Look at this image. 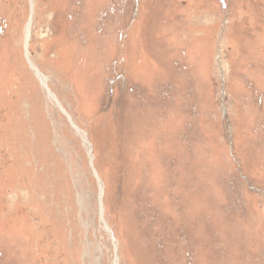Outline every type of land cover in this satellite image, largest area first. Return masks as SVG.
<instances>
[{"label":"rangeland","instance_id":"obj_1","mask_svg":"<svg viewBox=\"0 0 264 264\" xmlns=\"http://www.w3.org/2000/svg\"><path fill=\"white\" fill-rule=\"evenodd\" d=\"M0 264H264V0H0Z\"/></svg>","mask_w":264,"mask_h":264}]
</instances>
